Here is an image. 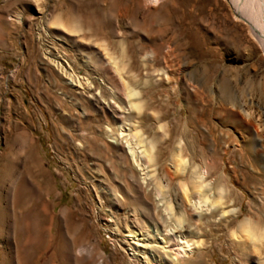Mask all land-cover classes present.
Segmentation results:
<instances>
[{"label":"rangeland","instance_id":"374dc122","mask_svg":"<svg viewBox=\"0 0 264 264\" xmlns=\"http://www.w3.org/2000/svg\"><path fill=\"white\" fill-rule=\"evenodd\" d=\"M117 125L119 147L107 132L119 136ZM136 130L155 145L147 207L163 231L182 214L186 241L199 245L190 264H263L264 239L253 253L238 228L248 218L264 234V51L230 0H0V264H65L64 229L74 250L91 251L82 264H136L121 249L125 230L145 224L122 190L138 196L127 152V141L141 147ZM178 146L187 165L176 172ZM194 169L223 199L210 213L178 187ZM11 182L25 192L12 234ZM31 206L46 215L27 230Z\"/></svg>","mask_w":264,"mask_h":264},{"label":"bare ground","instance_id":"6f19581e","mask_svg":"<svg viewBox=\"0 0 264 264\" xmlns=\"http://www.w3.org/2000/svg\"><path fill=\"white\" fill-rule=\"evenodd\" d=\"M145 2H151V0H145ZM230 2L232 3V6L236 11V15L246 24L249 25L252 36L260 44L261 48L264 51V0H230ZM54 25L58 27L61 26L59 22H56ZM77 28L78 27L75 26L71 30V32L74 35L80 34V30H78ZM69 76L71 78L69 80H71L72 83L76 84L77 80L72 79L74 76L72 77L71 75ZM130 95L131 97H136L137 94L133 92V90H131ZM135 108H138V106H135ZM117 129L119 132V136L117 137L113 136L109 130L107 132L109 134L110 139L112 140V144L119 147L120 146L119 137H126V135H124V130L121 128L120 125H117ZM133 137L140 141L138 145L141 147L137 148L134 143L127 141L128 143L127 152L130 155L132 164L140 174V180L137 182L136 185V191L138 196L131 197V195H129L126 188H125L126 190L125 189L122 190L125 191L126 194H128L129 197L128 200L134 206L133 208L134 211H131V214L133 215L134 212L136 213L137 211L145 221V224L131 225L130 228L132 230L130 231L127 229L125 230L124 233H125L126 243H128V245H125L124 243L123 245H121V249L127 256L128 261L136 264H190L194 259V250L195 249L197 250L199 245H197V243L189 244L188 241H186L187 233L185 232H188L186 231L188 230V228L182 224V214L178 216V218H176L177 219L176 225L172 226L167 231L161 230L158 221L157 222L154 221L153 214H151L152 212L147 207L146 204L147 200L143 194V188H145L148 183V177H147L148 173L153 178H155L156 176L155 145L152 142L145 141L142 137L141 132L137 130L135 131V134H133ZM181 151H182L181 146H178L176 152L174 153V162L176 163V166L174 165V168L176 172L178 168L177 167L178 163L182 162L185 165V168L187 165V162L181 158L180 155ZM190 171L191 172L189 175V184L187 185L184 182H180L178 186L181 193L183 194V198L187 201L189 194L196 196L197 200L193 202V206L197 210H199L200 213H210L213 208H216L221 204L220 202L223 199L221 198V195L220 196L218 195L217 199L213 198V196L211 195L212 182L211 181L206 182L208 172L203 171L201 173H198L196 169ZM131 182H132V178H131ZM156 185L159 196L167 193L166 190L167 184L165 185L158 181L156 182ZM103 186H101V191L105 195L104 197L115 210H119L120 209L119 201L116 198L115 194L110 189H107L105 186L104 187ZM7 190H8L6 194L7 203L5 207L6 221H7L6 223L8 224L7 226L9 232L12 234L15 228V217H14L15 213L13 214V201L15 202L19 201L20 198L19 195H21L22 197V194H24L25 192L24 193L21 192L22 194H20V190L17 187V184L15 183H12L9 189ZM159 198L161 197H158V199H156L157 202L160 201ZM210 204L212 209L208 208V205ZM160 206L161 205L158 204V207ZM166 208L168 210H171L172 206L170 204H167ZM227 213H230L232 216H234L235 210H231L224 214ZM45 215L46 212L43 208L41 209L38 206H34L26 215L22 216L23 218H21L19 224L22 222L26 224L27 230L30 229L31 224H33L37 228L40 225L42 226ZM166 216L167 215L165 214L164 217L165 222L169 220V218ZM43 228L44 230H46V232L49 231L51 232V227L47 228L43 226ZM238 232L244 235V238L247 240L246 245L249 246L251 250H253V253L256 250L255 249L256 247L254 246L255 241L264 239V234L261 235L259 234L260 237H258L257 234H255V231L250 226V220L248 218L245 219L244 222L239 226ZM57 239H58L57 247L60 255H62L63 257V262L65 264H82L84 260L90 258L91 251L89 249L85 247H81L77 250H74L73 239L70 237V235L67 233L65 229L64 231L62 230L59 233ZM12 240L11 242L13 243ZM111 242L113 243L114 241L112 240ZM31 245H33V243ZM198 258L199 257L197 256V259ZM252 261L254 264L255 263L260 264V260L256 257H254ZM262 263L264 264V262Z\"/></svg>","mask_w":264,"mask_h":264}]
</instances>
